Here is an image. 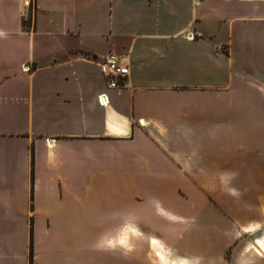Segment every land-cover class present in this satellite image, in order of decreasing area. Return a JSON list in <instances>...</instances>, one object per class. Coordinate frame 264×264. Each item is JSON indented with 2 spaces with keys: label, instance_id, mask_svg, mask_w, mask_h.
<instances>
[{
  "label": "crops",
  "instance_id": "0c3cea01",
  "mask_svg": "<svg viewBox=\"0 0 264 264\" xmlns=\"http://www.w3.org/2000/svg\"><path fill=\"white\" fill-rule=\"evenodd\" d=\"M111 180L113 229L166 227L158 204L218 227L201 180L264 196V0H0V264H76L79 209Z\"/></svg>",
  "mask_w": 264,
  "mask_h": 264
},
{
  "label": "rangeland",
  "instance_id": "374dc122",
  "mask_svg": "<svg viewBox=\"0 0 264 264\" xmlns=\"http://www.w3.org/2000/svg\"><path fill=\"white\" fill-rule=\"evenodd\" d=\"M111 182L114 181L102 185L94 181V192L87 197L86 208L83 212L79 209L76 264L261 262L257 258L260 256L256 247L261 245L264 249V212L250 211L249 202L257 200L264 203V196L247 197L246 181L201 180L197 191L201 198L198 215L201 220L215 219L218 227L211 226L209 221L199 227L191 226L188 218H193L192 212H186L188 216L182 218L167 213L158 204L157 220H167L166 227L126 221L116 229H113L115 222L109 216L125 207L119 201L122 197L120 192L116 186L110 185ZM250 183L264 191V180ZM181 193L187 194V191L182 189ZM133 198L139 199L137 196ZM102 237L103 242L100 243Z\"/></svg>",
  "mask_w": 264,
  "mask_h": 264
},
{
  "label": "built area",
  "instance_id": "2783aa9c",
  "mask_svg": "<svg viewBox=\"0 0 264 264\" xmlns=\"http://www.w3.org/2000/svg\"><path fill=\"white\" fill-rule=\"evenodd\" d=\"M102 73L108 78V86L110 88H120L124 85L125 80L129 74V65L122 57L116 56L112 53L105 56L98 62ZM25 70H30V64L23 65ZM105 95L99 96L101 104H105L107 100L104 99Z\"/></svg>",
  "mask_w": 264,
  "mask_h": 264
},
{
  "label": "trees",
  "instance_id": "16d2710c",
  "mask_svg": "<svg viewBox=\"0 0 264 264\" xmlns=\"http://www.w3.org/2000/svg\"><path fill=\"white\" fill-rule=\"evenodd\" d=\"M24 25H26V21H24ZM32 256H33V231H32V228H31V252H30L31 262H32Z\"/></svg>",
  "mask_w": 264,
  "mask_h": 264
},
{
  "label": "bare ground",
  "instance_id": "6f19581e",
  "mask_svg": "<svg viewBox=\"0 0 264 264\" xmlns=\"http://www.w3.org/2000/svg\"><path fill=\"white\" fill-rule=\"evenodd\" d=\"M256 251L259 253H262V252H264V249L261 245H258V247H256Z\"/></svg>",
  "mask_w": 264,
  "mask_h": 264
}]
</instances>
